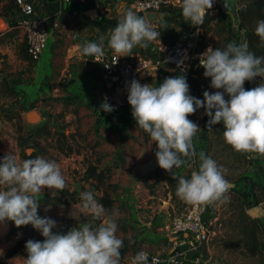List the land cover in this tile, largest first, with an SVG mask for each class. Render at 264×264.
I'll return each instance as SVG.
<instances>
[{
	"label": "crops",
	"instance_id": "crops-1",
	"mask_svg": "<svg viewBox=\"0 0 264 264\" xmlns=\"http://www.w3.org/2000/svg\"><path fill=\"white\" fill-rule=\"evenodd\" d=\"M27 1L32 3L36 15L46 20L51 36L48 47L41 57L36 61L31 60L23 29L18 23L23 16L19 4L16 0H0V128L3 123L11 122L21 127L23 133L24 129L27 130L23 135V142L26 144L25 153L27 154V150L31 149V154L34 153V156L42 155L47 158L48 153L52 154V150L46 147L47 142L56 139L54 151L56 155H59L57 162L63 173L66 164L75 159L81 161L85 154L87 156L91 154V150H84L82 147L76 149L74 147L76 141L85 139L88 144H94L95 153L101 155L102 159L92 163L90 160L82 164L85 166L84 170L91 165L96 166L98 171L109 169V177L104 180V184L105 181L107 184L117 182L122 188L117 197L111 195V198L113 203L115 199H120L127 211L124 221L126 229H121L119 234L127 247L131 249L125 254V264H131V258L141 249H148L152 253L160 252L170 240V236L163 230V224L180 214L177 212V202L173 201L168 182L165 180L156 182L154 171L157 168L151 173H144V166L156 157V144L153 143L151 146L147 133L137 128L129 103L123 108L115 107L112 112L98 110L102 102V94L107 87L106 77L101 63L87 55H82L80 51L86 40L98 41L100 36L105 38V49L113 51L107 43L109 30L116 26L119 17L129 9L128 0H105L104 6L108 7V12L104 16H99L98 10L97 15L94 16L93 11L97 9L94 6L79 15H73L71 12L73 5L70 3H61L58 0ZM56 21H59L58 27L53 26ZM160 23L163 24V21ZM152 24L156 26V22ZM244 41L247 42L245 31L239 34L237 43ZM164 46L165 44L157 38L150 42L147 48L135 46L132 49L133 54L129 56L145 55L142 52L145 50L150 54L156 53L153 57L156 58L162 55ZM163 68L172 76L181 74L177 69L166 64ZM143 81L142 84L156 82L146 78ZM244 87L250 89L247 81ZM56 89H61L63 94L55 96ZM33 109L38 111L42 119L29 127L26 115ZM188 118L200 127L193 137L197 153L201 150L206 153L209 140V136L206 135V130H209L207 127L209 117L201 108L195 113L188 114ZM46 126L51 129L50 136L45 133ZM87 127L92 128L91 132H85ZM63 132L68 139L73 138L72 150L59 148L57 140ZM110 144L115 146L111 147ZM0 152L8 153L6 148H0ZM17 158L22 161L23 154L20 153ZM182 158L187 161V158ZM189 163L191 167L185 163L179 168H173L176 176L189 174L198 168V157ZM262 163L264 164V161L260 162V165L264 166ZM112 170L117 171L113 178ZM259 180L252 179L251 182H260ZM85 184L84 180L79 179L71 183V188L67 184L62 190L45 188L38 194L39 199L63 196L67 200V203L45 204L38 208L39 215L57 220L58 225L54 231H67L83 223H100V221L91 220L90 216L78 217V220L71 216L72 206L75 211L80 202V196L77 193L74 198L76 191H73L78 185H84V190H94L97 200L101 203L103 188L92 189L98 184L97 180L88 178L87 185ZM256 184L264 186L261 185L264 183ZM231 187L243 190L249 202L256 196L261 200L259 205L264 207V196L258 189L253 190L251 185L247 184L242 186L239 182ZM187 205L189 207L190 203ZM121 216L124 217L120 214L119 218H123ZM259 221L264 229V216L259 218ZM121 224L122 221L119 220L118 225ZM28 239L43 240L44 237L31 224L17 227L13 221H10L8 233L0 235L1 264H9V258L18 254L26 256L25 247L11 257H7V252L18 240L27 241ZM199 251L200 264H218L219 247L215 244L211 246L208 243ZM190 264L196 263L190 261Z\"/></svg>",
	"mask_w": 264,
	"mask_h": 264
},
{
	"label": "clouds",
	"instance_id": "clouds-1",
	"mask_svg": "<svg viewBox=\"0 0 264 264\" xmlns=\"http://www.w3.org/2000/svg\"><path fill=\"white\" fill-rule=\"evenodd\" d=\"M214 0H182L181 11L185 21L201 25ZM255 33L264 39V19L258 20ZM161 33L144 16L129 8L109 30L108 46L118 56L132 55L139 45L147 48ZM104 36L86 40L81 54L93 57L104 48ZM203 75L210 78V87L216 91H203V98L190 94L186 75L163 79L162 83L142 84L133 78L126 82L127 100L137 128L147 133L151 146L156 144L158 165L176 178L173 168H179L194 158L198 168L190 176H180L176 195L190 204H208L227 199L230 181L225 178L223 166L203 150L197 153L193 137L199 125L188 114L203 108L209 117L208 128L219 122L224 125L223 137L237 152L264 154V82L246 89L245 81L264 77V56L249 50L246 41H230L223 47L211 45L199 54ZM264 81V80H262ZM227 95V99H226ZM105 96L98 110L114 111ZM19 160L14 152L0 157V223L13 221L19 226L31 224L43 240L28 239L26 256L15 255L9 264H121L123 239L117 234L120 210L110 212L95 196L94 190L80 192V202L71 216H90L100 223L73 226L67 231H54L58 222L52 217L38 214V194L45 190L64 189L66 180L60 165L54 159L31 155ZM182 157L187 158V161ZM174 259V258H173ZM131 264H159L157 256L143 249L131 258Z\"/></svg>",
	"mask_w": 264,
	"mask_h": 264
},
{
	"label": "built area",
	"instance_id": "built-area-1",
	"mask_svg": "<svg viewBox=\"0 0 264 264\" xmlns=\"http://www.w3.org/2000/svg\"><path fill=\"white\" fill-rule=\"evenodd\" d=\"M22 12L19 25L24 32L28 54L31 60H38L49 44L51 31L47 28L46 20L36 15L31 2L27 0H16ZM61 3H70L73 15H79L90 7L94 6L98 10L99 16H104L108 12V7L98 8L97 0H58ZM222 0H214L220 4ZM91 3V4H90ZM129 8L146 17L147 11L157 13L164 12L170 6H177L180 0H128ZM215 5L207 12L212 13ZM80 10V12H79ZM206 12V13H207ZM165 13V12H164ZM59 22V21H58ZM54 22L53 26L58 27L59 23ZM209 46V45H207ZM207 46H199L195 39V33L177 40L173 45H165L162 51L163 58L148 57L143 54L134 56H118L113 51H107L105 47L100 55L90 57L102 65L105 77H113L112 84L107 85L102 94V101L108 97L110 104L116 108H123L128 105L126 82L133 78L143 83V79L162 82L164 78L172 76L163 68L166 65L173 67L181 74L190 75L203 81L209 91H216L210 87V78L203 75L204 68L199 64V54ZM212 46V45H211ZM213 47V46H212ZM214 48V47H213ZM89 57V56H88ZM264 77L256 76L252 81H247L250 88L258 86ZM225 178L226 174L224 173ZM231 186L226 193H230ZM221 200L208 204H190L188 209L180 215H176L163 224V230L170 236L169 244L158 253H152L148 249H143L151 256H157L159 264H185L189 258L196 264L201 263L200 249L209 243L215 236L214 226L219 221V215L215 214L210 220H205V215L212 209H217ZM174 258V259H173Z\"/></svg>",
	"mask_w": 264,
	"mask_h": 264
},
{
	"label": "rangeland",
	"instance_id": "rangeland-1",
	"mask_svg": "<svg viewBox=\"0 0 264 264\" xmlns=\"http://www.w3.org/2000/svg\"><path fill=\"white\" fill-rule=\"evenodd\" d=\"M213 4L215 5V7L211 14L217 16L216 20H214L207 29L197 28V30L193 32L195 33V39L197 44L202 47L207 45H212L214 48L223 47L226 45V39L228 38L229 25H231V32H232L233 19L231 15L225 12L224 15L217 14L218 12L217 7L221 3L217 4L213 2ZM244 4H245V0H241L240 1L241 8L244 6ZM138 14L140 15V13ZM164 16H166V14ZM156 23H160V22H156ZM244 31L246 33V29L243 27L242 23L239 24V34H241ZM231 41H233V37ZM199 98L202 99V95L201 97L199 96ZM220 128H224L222 122L212 125V128H208L209 129L208 131L206 130V135L209 136L208 141L210 142V140H212V144H211L212 149H210L208 153L212 158H214L218 162L219 165L223 166V171L226 174L227 179L231 181L239 182L240 185L242 186L244 184L252 185V183H258V184L264 183V166L260 165V162L264 161V154L251 152V153H247L245 156L243 152L235 151L230 144L224 141L223 133L222 135L218 134ZM91 130H92L91 127H87L85 129V132H91ZM26 131L27 130L24 129V133H23V131H21V127L17 126L14 123L11 122L3 123L0 128V148H6V151H8V153L14 152L16 156L19 155L20 153L23 154L24 152H26L25 151L26 144L23 142L24 139L23 135H25ZM72 139L73 138L69 139L70 143ZM209 142H207V148ZM55 143H56V139L53 140L52 142H47L46 147L52 150V154L48 153L47 158L59 161V157H58L59 155H56L54 151L56 148ZM74 145L76 149L82 147L84 150H88V151L91 150V154H89V156L85 154V156H83V159L81 161L75 159L71 163L65 165L63 174L66 180V186L68 184L70 188H71V183L77 182L79 179L84 180L86 183L85 185H87L88 179L86 178L87 177L86 170H84L85 166L84 164H82L83 162H89L91 160L92 163V161H100L102 159L101 155L95 153L93 147L94 144L92 143L88 144V142H86L85 139H80V141H76V144ZM110 145L111 147L115 146V144H110ZM4 155L5 154L0 152V157ZM262 165L264 164L262 163ZM116 174L117 171L115 170L111 171L112 178ZM119 178L121 181L122 177L120 176ZM252 179H257V180L260 179L259 180L260 182L257 181L251 182ZM112 181L114 180L112 179ZM103 185L105 189L114 197H117L120 190L122 189L117 182L107 184L106 181V183ZM257 187L260 192H263V196H264V190H262V187L264 186H260L261 189L259 188V186ZM76 188H77L76 190H73L76 191L74 192L76 193L74 195V198L77 196V193L79 195L80 192L84 191L85 187L84 185L82 186L78 185L76 186ZM249 204L250 202L247 199V197L244 195L243 190L230 191V193L227 195V199H222L217 209H212L208 214L205 215V220L207 218L206 221H208V219L214 216L215 214L219 215V221L214 226V228L216 229V234L209 241V244L211 246L212 244H215L217 247H219V251H218L219 255L217 259L218 264H264V229L262 228V226L260 229L261 230L260 233H258V238H259L258 241L260 247L259 252L252 253L251 252L252 244L243 237L245 230H247L246 228L247 226L245 223L246 221H244L245 219L244 210H246L247 205ZM111 206L112 204L108 207L109 212L113 208H118L120 210V214L124 215V217L121 216L123 218L118 219V222L119 220L122 221V224L118 225L117 234L119 235L121 229L123 230L126 229L124 221L126 219L125 214L127 213V211L124 208V206H122V202L120 199L118 200L115 199L113 203V207ZM259 206L263 207V205H259ZM187 209L188 208H186L185 205L180 204L177 212L181 214ZM91 220L94 219L91 217ZM95 221H99V220H95ZM92 224L93 227L98 225L95 222H91V225ZM130 250L131 249L127 247V245L123 241V247L120 250L121 264H125V259H124L125 254H127ZM190 261L191 260L188 258L185 264H190Z\"/></svg>",
	"mask_w": 264,
	"mask_h": 264
},
{
	"label": "trees",
	"instance_id": "trees-1",
	"mask_svg": "<svg viewBox=\"0 0 264 264\" xmlns=\"http://www.w3.org/2000/svg\"><path fill=\"white\" fill-rule=\"evenodd\" d=\"M181 5L182 0H180V4L177 6H170L164 9V12L166 14L165 19L163 21V24L156 23V30H158L161 35L158 39L163 42L165 45L171 46L173 45L177 40L189 36L193 32L197 30V28L201 29H207L211 23L216 20L217 16L214 14H211L209 12L205 13L203 17V23L201 25H192L190 22L185 21V18L182 15L181 11ZM217 14L224 15V11L222 10L221 6L219 5L217 7ZM240 17H241V23L243 27L246 29V37H247V43L249 45V50L253 51L257 56H264V39H261L260 36H258L255 33V28L257 25V21L264 19V0H245L244 6L240 10ZM231 25L228 27V38L226 39V44L232 40L231 36ZM142 52L149 57H155L156 53L150 54L149 51L142 50ZM161 58H163V54L161 55ZM188 84L190 86V94L203 98V91L206 89L205 83L203 81L192 77L190 75L186 76ZM226 95V99H227ZM19 119H21V116H18ZM191 118V117H190ZM189 118V119H190ZM45 133L47 135H51V129L49 126L44 127ZM224 128H220L218 134L222 135ZM72 137V135H70ZM225 141V140H224ZM209 142V141H208ZM212 140H210L208 144V148L206 150V154L209 155L208 151L212 149ZM58 146L59 148H62L63 150L69 151L72 150L73 146L70 143V140L67 138L66 134L63 132L60 134L59 140H58ZM245 156L247 153H244ZM34 156V153L31 154ZM23 158H27V154L23 153ZM156 175V182L165 180L168 182L170 186V191L172 194L173 201L177 202V208H179L180 204L185 205V207H188L187 203L184 202V200L180 199L176 195V187L178 183L179 176H176L174 179L173 176L170 175V173L161 168L158 167L155 171ZM191 173L183 175L185 177L190 176ZM86 178H94L97 180L98 184L94 185L95 187H92V189L97 188H103L104 194L100 198L101 203L105 206L106 209L113 204V200L111 198V194L105 189L104 187V180L109 177V169L98 171L96 166L91 165L86 169ZM107 177V178H106ZM230 183H236L235 181L229 180ZM103 182V183H102ZM106 182V181H105ZM258 186V185H257ZM256 186V183H252L251 187L253 190L258 189ZM257 187V188H256ZM260 188V186H259ZM261 189V188H260ZM237 189L235 187H231V191H236ZM262 190H264V187H262ZM263 195V192H261ZM110 196V197H109ZM40 200V205L45 204H57V203H67V200L63 198V196H56V197H44ZM261 200L258 199L256 196L253 197V199L250 201V204L244 210V221H246V228L245 233L243 234L244 239L249 241L251 246V252H259V241H258V233H260L261 229V223L259 221V218H253L251 215L248 214L247 209L259 205V202ZM180 211V210H179ZM185 212V211H184ZM26 240H18L7 252V257H11L13 254L19 252L22 248L25 247ZM1 264V262H0Z\"/></svg>",
	"mask_w": 264,
	"mask_h": 264
},
{
	"label": "water",
	"instance_id": "water-1",
	"mask_svg": "<svg viewBox=\"0 0 264 264\" xmlns=\"http://www.w3.org/2000/svg\"><path fill=\"white\" fill-rule=\"evenodd\" d=\"M104 1L105 0H97L98 8H103ZM240 1L241 0H222L220 4L222 10L225 13L230 14L233 19L232 37H233V41H236V42H237V37L239 34V24H241ZM93 12H94L93 13L94 16L97 15V9H95ZM164 15H165L164 12H159V13L155 11L146 12V17L151 23L160 22L161 20H164L165 19ZM112 81H113V77H106V83L108 86L112 84ZM159 83H162V82H153V85L158 86ZM149 84H152V83H149ZM62 94L63 92L61 89H56L54 93L55 96H59ZM26 118L28 120L29 125L35 124L42 119L41 115L38 113L36 109L29 111L26 115ZM158 167L159 165L157 163V157H154L150 162H148L144 166L143 170H144V173L148 174V173L153 172ZM230 185L234 186V183H230ZM248 214L251 215L253 218H261L264 216L263 207L259 205L254 206L248 210ZM9 228H10V220H6L4 223H0V235L7 234L9 231Z\"/></svg>",
	"mask_w": 264,
	"mask_h": 264
}]
</instances>
